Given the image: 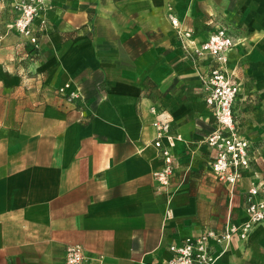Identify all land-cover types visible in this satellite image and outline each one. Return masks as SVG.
<instances>
[{"label":"crops","instance_id":"crops-1","mask_svg":"<svg viewBox=\"0 0 264 264\" xmlns=\"http://www.w3.org/2000/svg\"><path fill=\"white\" fill-rule=\"evenodd\" d=\"M53 1L37 54L20 63L13 32L0 38V264H64L69 243L83 264H167L170 244L247 220L249 188L264 186V0ZM170 10L198 43L220 25L240 38L228 67L252 167L234 186L202 140L216 126L199 76L212 63L184 51ZM152 106L183 135L168 185ZM217 249L215 264H264V221Z\"/></svg>","mask_w":264,"mask_h":264},{"label":"built area","instance_id":"built-area-1","mask_svg":"<svg viewBox=\"0 0 264 264\" xmlns=\"http://www.w3.org/2000/svg\"><path fill=\"white\" fill-rule=\"evenodd\" d=\"M17 11L12 25L21 34L27 35L33 42H37V33L46 32V15L52 9V0H2ZM169 19L181 45L186 53L196 60L210 59L211 68L207 72H200L203 83L204 97L207 106L212 111L216 126L203 137V143L215 150L211 168L220 179L234 186L244 173L252 167L250 148L252 139L244 135L237 126L236 101L240 90L239 84L233 80L234 71L228 67L231 51L239 41L227 25H220L210 32L202 42L198 43L194 32L182 27L178 16L170 10ZM38 17L43 19L40 28L34 27ZM69 103L83 100L77 92H65L58 89ZM152 124L155 128V145L159 148L163 158L162 166L155 171V176L161 185H168L174 172L176 157L172 151L173 142L183 140L181 132H173V123L167 112L158 111ZM165 139L170 141L167 143ZM245 211L248 219L236 223L228 221L223 230L209 228L192 236H186L169 246L170 255L167 264H215L219 256L220 245H226L233 237L248 236L254 226L264 221V186L260 182L251 185L246 198ZM171 209L167 216L171 215ZM85 249L80 243H69L65 246L64 264H83Z\"/></svg>","mask_w":264,"mask_h":264},{"label":"rangeland","instance_id":"rangeland-1","mask_svg":"<svg viewBox=\"0 0 264 264\" xmlns=\"http://www.w3.org/2000/svg\"><path fill=\"white\" fill-rule=\"evenodd\" d=\"M52 4H53L52 9H50V11H48L46 15H43V18L47 19V21H46L47 29L49 27H51L50 25L52 24V21H51L52 13L58 7V6H56V4H55V2L53 0H52ZM9 9H10V11H9L10 19L5 23V29H6L5 32H3L1 30L3 28H0V38L2 39L4 37L3 34H5L7 32H10V31L13 32V35H14V39L13 40L16 43L17 50L19 52L18 55L23 56V58L20 59V63H24L25 59H29V56L31 55V52H33V54H37V52L39 51V49L41 47L40 46L41 38L45 35V33L48 30H46V32H43V33H37V37H38L37 42H33L27 35L18 33L14 29L12 23H13V21L15 20V18H16V16L18 14H17V11L14 8H12L11 6H10ZM7 14H8V12H7ZM43 18L42 17H38L35 20V22H34V27L35 28H37V29L40 28V22H41V20Z\"/></svg>","mask_w":264,"mask_h":264}]
</instances>
